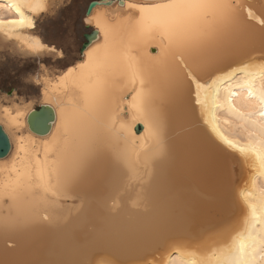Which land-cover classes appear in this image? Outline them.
<instances>
[{"label": "bare ground", "instance_id": "6f19581e", "mask_svg": "<svg viewBox=\"0 0 264 264\" xmlns=\"http://www.w3.org/2000/svg\"><path fill=\"white\" fill-rule=\"evenodd\" d=\"M13 2L0 0V19L18 18ZM22 2L35 26L0 28L1 47L62 58L35 33L50 0ZM165 2L100 0L85 15L97 35L84 53L35 76L55 115L46 134L30 129L33 103H0L11 141L0 158V264H264V0H227L232 25L183 56L152 18L139 33L129 8ZM98 74L105 94L84 113L80 89ZM141 77L152 90L143 103L128 95ZM45 144L80 149L78 175L55 196L31 168Z\"/></svg>", "mask_w": 264, "mask_h": 264}, {"label": "snow or ice", "instance_id": "6c2138e0", "mask_svg": "<svg viewBox=\"0 0 264 264\" xmlns=\"http://www.w3.org/2000/svg\"><path fill=\"white\" fill-rule=\"evenodd\" d=\"M11 7L18 14V18L0 19V28L5 25L17 28H33L35 26L32 18L26 16L24 12L25 7L31 11L32 5H25L22 0H14ZM236 7L235 3H228L227 0H168L165 3H153L149 6L129 5L130 9H138L139 19L135 20V26L139 33L143 34L145 31V20L152 18V27L162 33L161 38L166 37L170 44H175L178 48L183 49V52L180 53L181 56L184 52L196 54L213 47L232 25ZM250 15L251 13H249ZM261 25L264 26V19L261 20ZM36 46L43 47L38 39ZM132 84L133 87L128 95H132L134 101L139 97L143 103L151 97L152 90L145 89L143 77L139 80V89L135 86V78L132 80ZM80 92H82V96L79 103L82 105L83 112L97 110L105 94V85L99 78V74L95 84L81 88ZM196 103L198 104L200 101L197 100ZM80 126V122L74 121L70 127L79 128ZM156 136L157 138L160 136L159 127L156 129ZM225 143L234 146L231 140H226ZM42 151L43 155L37 152L31 168L39 173L41 179H43L44 173H47V185L44 190L55 196L56 191L61 187L62 178H74L78 175L80 165L77 160L80 149L70 144L63 147L57 144H45ZM240 151L243 152L244 149L241 148ZM243 250L244 244L241 242L240 251L243 252ZM101 264H110V262L102 261Z\"/></svg>", "mask_w": 264, "mask_h": 264}, {"label": "rangeland", "instance_id": "374dc122", "mask_svg": "<svg viewBox=\"0 0 264 264\" xmlns=\"http://www.w3.org/2000/svg\"><path fill=\"white\" fill-rule=\"evenodd\" d=\"M90 1L50 0L46 12L36 18L35 33L40 35L46 43L54 42L57 48L62 49L64 52L62 58L56 57L51 52H45L40 56L20 54L11 50L10 47H1L0 42L2 48L0 49V103L10 106L27 101L33 103L34 108H39L40 86L26 79L39 73L41 64H45L52 73H56L79 58V49L85 41L84 33L93 29L92 26L86 28L84 20ZM12 89L14 93L6 95Z\"/></svg>", "mask_w": 264, "mask_h": 264}, {"label": "water", "instance_id": "95a60500", "mask_svg": "<svg viewBox=\"0 0 264 264\" xmlns=\"http://www.w3.org/2000/svg\"><path fill=\"white\" fill-rule=\"evenodd\" d=\"M100 0H91L86 8L85 15H89L92 9L98 4ZM107 3L114 0H102ZM85 27L89 28L91 25L85 23ZM97 35V30L92 29L90 32L84 33L85 41L82 43L79 51L81 54L84 53L85 49L91 43V41ZM14 92V89L8 92L11 95ZM55 115L53 109L46 104H41L39 108H35L28 116V123L30 129L38 134H46L51 128V122L54 120ZM142 125L137 126L136 130L140 131ZM11 149V141L7 133L5 132L2 125H0V158L8 155Z\"/></svg>", "mask_w": 264, "mask_h": 264}, {"label": "crops", "instance_id": "0c3cea01", "mask_svg": "<svg viewBox=\"0 0 264 264\" xmlns=\"http://www.w3.org/2000/svg\"><path fill=\"white\" fill-rule=\"evenodd\" d=\"M50 44L49 45H54V42H49ZM49 53V52H48ZM51 54H53V53H51ZM55 55V54H54ZM36 76V75H35ZM35 76L34 77H32V76H30V77H28L26 80L28 81V82H35L36 83V81H35ZM34 79V80H33ZM20 99V98H19Z\"/></svg>", "mask_w": 264, "mask_h": 264}]
</instances>
